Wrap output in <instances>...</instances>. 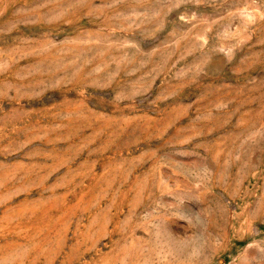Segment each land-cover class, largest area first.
<instances>
[{
  "label": "rangeland",
  "instance_id": "1",
  "mask_svg": "<svg viewBox=\"0 0 264 264\" xmlns=\"http://www.w3.org/2000/svg\"><path fill=\"white\" fill-rule=\"evenodd\" d=\"M0 264H264V0H0Z\"/></svg>",
  "mask_w": 264,
  "mask_h": 264
},
{
  "label": "clouds",
  "instance_id": "2",
  "mask_svg": "<svg viewBox=\"0 0 264 264\" xmlns=\"http://www.w3.org/2000/svg\"><path fill=\"white\" fill-rule=\"evenodd\" d=\"M193 254L195 255L196 253L194 252Z\"/></svg>",
  "mask_w": 264,
  "mask_h": 264
}]
</instances>
